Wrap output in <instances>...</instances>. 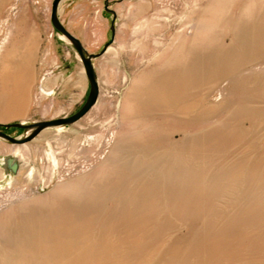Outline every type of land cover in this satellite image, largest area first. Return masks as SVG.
Wrapping results in <instances>:
<instances>
[{
    "label": "rangeland",
    "instance_id": "rangeland-1",
    "mask_svg": "<svg viewBox=\"0 0 264 264\" xmlns=\"http://www.w3.org/2000/svg\"><path fill=\"white\" fill-rule=\"evenodd\" d=\"M52 1L0 0V123L89 94ZM94 2L67 25L99 52L113 21L96 104L0 137V264H264V0Z\"/></svg>",
    "mask_w": 264,
    "mask_h": 264
},
{
    "label": "water",
    "instance_id": "water-1",
    "mask_svg": "<svg viewBox=\"0 0 264 264\" xmlns=\"http://www.w3.org/2000/svg\"><path fill=\"white\" fill-rule=\"evenodd\" d=\"M61 1L62 0L52 1L51 20H52L54 27L58 31H60L72 43V45L75 47V49L79 53V56L85 68L86 75L90 82L89 94L84 104L76 112L70 115H65V116L51 118V119L39 120V121H35L32 123H28V124H24L22 122L0 123V137L6 140H9L12 143L23 144V143H26L32 140L43 129L47 127L70 125L78 121L96 104L99 98L100 85H99L98 74H97L93 59L101 55L102 53H104L109 44H106L99 53H89L84 47L82 41L78 37H76L74 34H72L60 21L59 16H58V8H59V4ZM110 10L114 13V16H115L116 15L115 10H112V9ZM112 29L114 30V25L112 26ZM11 126L26 127L30 129L31 131L27 133L25 136L15 137L4 130L5 128L11 127Z\"/></svg>",
    "mask_w": 264,
    "mask_h": 264
},
{
    "label": "crops",
    "instance_id": "crops-1",
    "mask_svg": "<svg viewBox=\"0 0 264 264\" xmlns=\"http://www.w3.org/2000/svg\"><path fill=\"white\" fill-rule=\"evenodd\" d=\"M94 1H98V0H63L62 2H60V4H59V8H58V16H59V19H60V21L62 22V24L72 33V34H74L76 37H78L81 41H82V43H83V45H84V47L86 48V50L89 52V53H99V52H90L89 50V48L86 46V44H85V42H84V38L83 37H81V36H79V35H76L73 31H71L70 29H69V27H68V23H67V21H68V19L70 18V13H69V11H70V9L71 10H77L79 13H80V15L78 16V18L79 19H82V18H84L85 17V12L87 11V9H89V5H90V3H94V4H97V3H95ZM105 9L106 10H110V8L108 7V6H105ZM113 10V9H112ZM111 11V10H110ZM79 22V21H78ZM35 22L33 21V24H34ZM114 24H113V21H112V23H111V30H112V34H111V40L113 39V37H114V30L112 29V26H113ZM34 30H38V29H36L35 27L32 29V34H33V38H35V31ZM111 40L109 41V42H107V43H105L104 44V46L106 45V44H110V42H111ZM104 46H103V48H104ZM109 46V45H108ZM102 48V49H103ZM108 48V47H107ZM107 50V49H106ZM95 59V58H94ZM94 59H93V62H94ZM95 65V64H94ZM96 68V67H95ZM97 71V70H96Z\"/></svg>",
    "mask_w": 264,
    "mask_h": 264
},
{
    "label": "bare ground",
    "instance_id": "bare-ground-1",
    "mask_svg": "<svg viewBox=\"0 0 264 264\" xmlns=\"http://www.w3.org/2000/svg\"><path fill=\"white\" fill-rule=\"evenodd\" d=\"M63 37H64V35H63ZM243 51H234L233 53L235 54V53H242ZM232 52L231 51H229V57H232V54H231ZM234 56V55H233ZM231 67H233V66H231V64H228L227 65V70L229 71V72H231L232 71V68ZM3 69H5V67L3 68ZM232 73V72H231ZM167 76H169V77H171L172 75L169 73ZM153 95V94H152ZM22 96V95H21ZM24 100L22 99V100H16V102L14 103L15 104V106H14V110H13V114H4V115H2L1 116V118L2 119H7V118H10V117H13V116H15V115H21L22 113H21V111H22V109H23V106H24ZM9 115V116H8ZM51 231V230H50ZM52 236H53V234H51ZM37 244V243H36ZM23 252H26V251H23ZM7 263V262H6ZM5 263V264H6ZM10 263V262H9Z\"/></svg>",
    "mask_w": 264,
    "mask_h": 264
}]
</instances>
